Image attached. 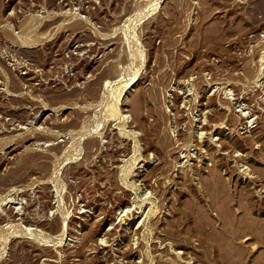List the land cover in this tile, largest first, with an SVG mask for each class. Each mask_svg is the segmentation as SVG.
Here are the masks:
<instances>
[{
  "label": "rangeland",
  "instance_id": "rangeland-1",
  "mask_svg": "<svg viewBox=\"0 0 264 264\" xmlns=\"http://www.w3.org/2000/svg\"><path fill=\"white\" fill-rule=\"evenodd\" d=\"M0 264H264V0H0Z\"/></svg>",
  "mask_w": 264,
  "mask_h": 264
}]
</instances>
